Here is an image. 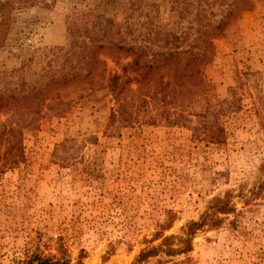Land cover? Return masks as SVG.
Here are the masks:
<instances>
[{"label":"rangeland","instance_id":"374dc122","mask_svg":"<svg viewBox=\"0 0 264 264\" xmlns=\"http://www.w3.org/2000/svg\"><path fill=\"white\" fill-rule=\"evenodd\" d=\"M221 20L208 86L182 53L149 78L175 72L162 101L137 96L124 120L120 46L185 51ZM262 182L264 0H0V264H264ZM226 193L236 211L191 251L137 261Z\"/></svg>","mask_w":264,"mask_h":264},{"label":"trees","instance_id":"16d2710c","mask_svg":"<svg viewBox=\"0 0 264 264\" xmlns=\"http://www.w3.org/2000/svg\"><path fill=\"white\" fill-rule=\"evenodd\" d=\"M237 10V9H236ZM231 12H228L226 18L231 15ZM227 25V20H221L218 24L213 27V31L209 29L199 28L200 35L196 37V42L186 48L185 51L180 50H170L160 53H153L150 50V47L147 45H130L125 46L121 45L120 47L127 52V55H133L134 60L127 62L122 65L123 75L115 73L110 79V86L112 92L115 94L116 99L119 101L122 94H125V98H122L119 101L120 114H122L124 120H129L127 114L125 113V107L127 105L132 106L137 99V96L140 97L139 101L148 103L149 98L153 101L155 99H161L158 97L164 89L171 87L173 85V79L175 78V72L168 73L169 80L163 82L164 87H161L159 83L149 81L150 76L158 72L163 71L164 63L166 60L180 59L182 58V53L186 54V74L188 73V80L192 82L193 80L197 81V84L203 87L208 86V81L202 75V69L207 63L211 60V57L214 54V44L211 40V37L215 34L222 33L225 30ZM152 52V53H150ZM152 54V57L150 55ZM131 72H134L132 75ZM136 82L139 84L138 88L133 91L131 84ZM165 104V103H164ZM162 107V106H161ZM163 108L164 105H163ZM117 112V111H116ZM114 112V115L117 116V113ZM18 160L17 154L14 153L8 157L7 161L9 163H16ZM264 190V182L261 183L258 190ZM236 211L235 204L232 202V195L226 193L224 197H219L216 199L215 203L210 207V209L204 214L201 221H191L184 232L183 236L177 238L178 246H174L175 236H166L163 239V242L158 246H152L149 248H144L138 258V262H142L150 258L151 256H156L160 252H164L167 255H176L180 253H188L192 250V239L197 230L205 226H218L223 222L224 218L221 214H229ZM190 258H187L186 261H189ZM21 264H71L69 261L53 260L51 258H43L40 256H35L34 258L23 262Z\"/></svg>","mask_w":264,"mask_h":264}]
</instances>
